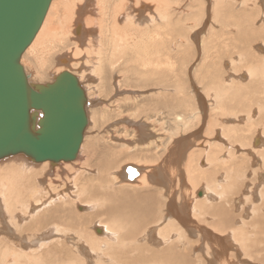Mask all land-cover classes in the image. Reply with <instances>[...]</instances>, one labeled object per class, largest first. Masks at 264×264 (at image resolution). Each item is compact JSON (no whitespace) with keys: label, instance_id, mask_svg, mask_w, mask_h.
Segmentation results:
<instances>
[{"label":"bare ground","instance_id":"1","mask_svg":"<svg viewBox=\"0 0 264 264\" xmlns=\"http://www.w3.org/2000/svg\"><path fill=\"white\" fill-rule=\"evenodd\" d=\"M192 1L185 8V0H51L21 64L31 83L50 82L63 71L76 75L88 101V124L72 160L35 162L22 153L0 160V216L23 231L18 243L0 233V264H185L186 249L200 261L196 264H212L219 255L222 264H234L228 257L236 254L234 247H246L248 235L227 227L223 206L240 201L239 159L248 163L244 175L251 167L254 181L264 183V52L254 51L262 56L248 60L240 76L248 75L252 93L238 99L239 88L216 79L212 62L213 71L204 74L210 79L205 97L194 82L188 105L185 95L178 96L180 77L173 76L172 31L188 22L189 34L188 27L196 30L212 16L222 34L231 26H249L250 40L257 39L264 31V6L261 0ZM200 30L193 34L196 42ZM203 45L211 56L205 40ZM28 57L46 77L29 72ZM237 58L242 62L244 53L238 51ZM97 77L110 87L119 77L121 92L119 80L99 92L91 82ZM241 79L233 78L248 88ZM96 92L117 97L94 108ZM213 95L215 105L209 101ZM206 104L212 105L210 116ZM97 115L106 125L98 133L105 141L93 146ZM109 147L126 148L129 159L110 158L104 151ZM255 159L261 168L250 166ZM131 166L136 175L128 171ZM261 193L264 198V187ZM6 224L0 232L10 230Z\"/></svg>","mask_w":264,"mask_h":264},{"label":"water","instance_id":"2","mask_svg":"<svg viewBox=\"0 0 264 264\" xmlns=\"http://www.w3.org/2000/svg\"><path fill=\"white\" fill-rule=\"evenodd\" d=\"M50 3L0 0V160L22 153L35 162L68 161L83 141L88 101L77 76L63 71L31 83L21 64ZM128 171L137 174L132 166Z\"/></svg>","mask_w":264,"mask_h":264},{"label":"rangeland","instance_id":"3","mask_svg":"<svg viewBox=\"0 0 264 264\" xmlns=\"http://www.w3.org/2000/svg\"><path fill=\"white\" fill-rule=\"evenodd\" d=\"M187 1L188 0H185V8L187 7V4H188ZM192 2L198 4V1H196V0H193ZM261 5L264 6L262 0H261ZM187 10H185V13L187 12ZM196 11L200 15L201 11H199V12H198V10H196ZM186 14H188V13H186ZM210 15H212L211 9H210L209 16ZM221 15H224V13L221 14ZM224 16H226V14ZM212 21H213V18H212V16H210L208 18V21L202 25L203 27L202 26H198V28H196V30H194L193 27H191V28L188 27L187 30H189V34H187L186 30H185V26H190L188 24V22H185V23H187V24H185V26H181V28H183L184 30L183 29L181 30L179 26H173V31H172V33H173L172 34V36H173V46H174V52H173V62H174L173 73H174V75L173 76L174 77H180L181 86L183 88V91H179V95L178 94L177 95L178 96H180V95L184 96L185 95V104H188V105L191 104L190 96H192V94H190L191 93L190 90H193L194 87H193L192 83H194V82H195L194 83L195 86L198 88V91L201 93V95H203V97H205V94H206L205 91L210 86V82H209L210 79L209 80L208 79H204V76H205L204 74L206 73L207 69L208 70L210 69V71H213V66L214 65L212 64V62H214L215 67H217V71L216 72L213 71V73L217 74V75H215L216 79H219L221 82H223L224 84H226L228 86H230V85L233 86V85L236 84L235 86L237 88H239L238 90H240L241 92L238 91V93H236V95L239 96L238 99L241 100L244 97L243 94H246L245 91L246 92L249 91L248 93H252V91H253V89L251 87V84H250V78L248 77V75L245 78L242 77V79L240 78V76L242 75V73H244L246 71V66H249L250 63L255 62L258 57L262 56V55H259L258 57L256 55L254 56L253 52L254 51L255 52L258 51V53L259 52H262V53L264 52L263 51L264 45H263V41L261 40V38L264 37V31L260 32L257 35V37H256L257 39H253L252 38L250 40V34L252 33L251 27L249 28V26L248 27L246 26L244 28V30L243 29H239L238 30V28L236 26H231L227 30L223 29V33H225V34H222V30H221L222 26H219V25L218 26L217 25L213 26ZM258 21H259V18L257 19V24H256L257 29H258L259 26H261V22H258ZM191 26H194V25H191ZM212 26L214 27V29H212ZM198 29H201V30H200V33H199V36H198L197 42H196V38L194 39L193 34ZM175 30H177V31H175ZM202 30H204V31H202ZM232 30L233 31L235 30L236 32L235 31L233 32ZM213 32L218 34V38L217 39H214V37H212L210 35ZM245 32L247 34H245ZM179 36L183 37L182 41H179V38H178ZM213 36H216V35H213ZM203 40H205L206 43H208L209 49H211V52H212L211 56H206V53H205V51L203 49V46H204L203 45ZM232 40L235 41V42H233ZM249 40H250V42H249ZM260 44L263 47V49H261V50L257 49V45H260ZM252 45L253 46L255 45V47H253ZM218 46H219V48H218ZM236 46H237V48H236ZM250 46H252V47H250ZM229 47H231V48H229ZM238 51H242L244 53V55H245V58L242 60V62L237 58ZM249 56H250V58H249ZM228 57H230V58H228ZM255 57H257V58H255ZM231 58L232 59H236L237 58L236 60H234V64L232 63L233 60ZM248 60L250 62L249 64L247 62ZM210 66H212V67H210ZM26 67L29 70V72L33 73L35 71H39L40 72V74H39L40 76H45L46 77V73H44V71H42V70L40 71L38 69V65L35 68L34 63H33L32 59L30 57L27 58ZM234 68H235V70H234ZM51 69H53V67H51L48 70L51 71ZM236 75H238L239 78H236V77H238ZM233 78H234V80L236 78V80H239V81H240V79L244 80L246 84L249 83L250 85H249L248 88H247V86H244V89H242L241 86L237 85V83L235 82L236 80L234 81ZM43 80H44V78L42 79V81ZM118 80H119V84H120V86H118V87H119V90L121 92V89H122L121 86H122L124 81L121 80L119 77H118V79L112 78L111 87L108 84L107 85L105 84V86H104L102 80H100L98 77L95 78V79H92L91 82H93V84H95V85H98L97 86V90L99 92H101V91H105V87H106V91L111 90ZM227 80H230V82H233L234 84L233 83L229 84V82H227ZM246 81H249V82H246ZM173 88L175 89V87H173ZM124 92H125V90L123 91V93ZM106 93L107 92L104 93L105 95H101V96L97 95V92L94 94V97L96 96L95 98L100 97V100L95 102L97 104L93 103L94 104L93 105L94 108H97V105L100 102H102L104 104L105 103H109L115 97H117V95H115L114 98H111L110 96H106ZM196 93L197 92L195 91V94ZM213 93H214V91H213ZM178 96H175V97H178ZM95 98H94V100H95ZM105 99H107V100H105ZM215 99L216 98L213 95V97H211V99L209 100V101L212 102V105H215V102H216ZM256 104H257V102L254 101L253 102V106L255 107ZM208 105H209V102H208ZM212 105L209 108L207 106V104H206V108H207L206 110L208 111V116H210V111L212 109ZM188 107H190V106H188ZM177 110H180V111H177V112L184 111L183 108L177 109ZM255 115H256L255 116L256 118L259 117L257 113ZM244 116L245 115H243V117ZM231 117H233V116H231ZM99 118H100V116L98 117V115H97V117L95 118V120H96L95 123H94L95 125H92V129L93 130L91 129V135H92V137H91V145H92V141H93V146H96L98 144V142H100V145L101 144L104 145V141H105L104 139H102V134H100L101 136L98 135L99 130L101 132H104V127H106V125L101 126V124H102V122L104 120L102 118H100V119ZM234 118H236V117H234ZM100 122H101V124H100ZM111 122H112V120H111ZM234 122H237V121H234ZM95 135H96V138L94 139ZM110 149H111V147L106 148L104 150L105 152H108L110 158L115 157L114 154H116V155L118 154L119 156L121 155L120 157L123 158L124 161L128 160L129 157H130V155H128L129 153H128V150L126 148H119V149H112V150H110ZM123 149H125V150H123ZM250 158L253 159V156L250 157ZM257 160L258 159H255L256 164H252V162L249 161L250 162V166L255 165V167H258V165L260 163H258ZM238 161L239 162H237V165L241 166V170L239 172V175H240L239 176V180H237L238 185L236 187L237 188V191H236L237 194L236 195L239 196L240 201L236 203V207L234 205L235 202L233 201V203H234L233 204V208H232V206L230 204H227V205H224V206L222 205V206H223V208L226 210V212L228 214L227 223L229 225L227 227L228 228L229 227L232 228L235 225L234 227H236L238 229L242 228L243 232L245 233V236L248 235V237L245 238L247 240L244 239L246 247H244V249H243L241 246H239L238 250L236 249V247H234L232 250H234L236 254L235 255L234 254L229 255L228 258H229V260L231 259V261L233 260L234 264H264V241H263L264 240V231H262L264 229V211H263L264 210V198H262V193H261L262 188L264 187V183L260 184L259 181H254L255 176H254L253 173H250V171H249L251 169V167H250V169H248L245 172V175H244V171H245V169H247L248 163L246 162V160H243V159H239ZM37 164H42V163H37ZM258 168H261L260 165H259ZM243 177L246 178V179H243ZM84 178H85V175H83L80 180H82ZM222 178L224 180V177H222ZM259 184L261 186H259ZM246 187H248V188L246 189ZM260 188H261V190H260ZM258 195H260V196H258ZM248 198H249V201L247 200ZM216 200H217V202L220 201V199H216ZM0 204L3 205L1 202H0ZM244 207H246L247 210H250V211L253 210V211L251 213H250V211H248V213H245L243 211ZM258 210H260V211H258ZM1 216H0V221L3 222V223H0V227H3L5 225V223H7L6 225L9 224L8 226H9L10 230L6 231V232L5 231H1L0 233L8 234L9 237L11 239H13L12 241L15 242V243L20 242V238L19 237H20V235H22L23 231L20 230L15 225V223L12 220L10 222V221H8L7 217L4 219V217H1ZM3 216H5V215H3ZM253 216H255V217H253ZM255 218H257V219H255ZM1 224H2V226H1ZM231 228H229V229L231 230ZM12 235H13V237H12ZM14 235H15V237L17 236V238H15ZM250 243H251V245H250ZM247 248L249 250H246ZM195 255L197 256V253ZM221 259H222V257L220 255L216 256V258L212 262V264H222L221 263V261H222ZM196 261L198 263L199 260L194 258L193 251L189 252V250L186 249L185 250V264H196ZM199 263H200V261H199Z\"/></svg>","mask_w":264,"mask_h":264}]
</instances>
